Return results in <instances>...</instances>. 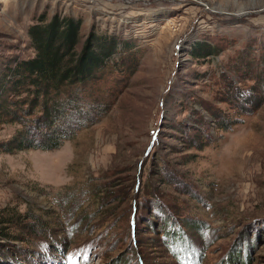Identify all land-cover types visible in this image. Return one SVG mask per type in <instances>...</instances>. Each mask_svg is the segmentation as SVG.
Wrapping results in <instances>:
<instances>
[{
    "label": "rangeland",
    "instance_id": "obj_1",
    "mask_svg": "<svg viewBox=\"0 0 264 264\" xmlns=\"http://www.w3.org/2000/svg\"><path fill=\"white\" fill-rule=\"evenodd\" d=\"M55 16L80 22L79 52L117 40L97 81L114 104L59 149L0 153V264H227L241 246L232 264H264V0H0V75ZM14 212L23 231L1 224Z\"/></svg>",
    "mask_w": 264,
    "mask_h": 264
},
{
    "label": "trees",
    "instance_id": "obj_2",
    "mask_svg": "<svg viewBox=\"0 0 264 264\" xmlns=\"http://www.w3.org/2000/svg\"><path fill=\"white\" fill-rule=\"evenodd\" d=\"M80 28L79 21L59 16L49 22L42 19L30 27L29 37L35 55L30 59L7 65L0 75V129L6 125L20 126L15 139L0 142V153L13 154L15 151L28 149H59L64 141L73 138L86 125L91 126L98 122L112 108L114 102L108 106L103 103L107 93L97 81L107 75L106 70L114 71L115 63L111 66V61L115 60L116 55L122 56L123 52H119L116 39L96 34H91L86 39L82 51L79 52L77 47ZM201 53L203 57L219 55L216 47L211 44L200 45L199 54ZM118 64L121 67V63ZM226 84L227 96H223V102L235 103L238 100L235 97L240 94L241 88L235 86L232 81ZM254 93L252 91L249 94ZM249 110L240 107L237 112L248 115V112L251 113ZM213 115L219 129H230L231 123L227 115L224 116L221 111H215ZM193 140L195 141V138ZM203 143L204 141L200 142V148ZM149 207L145 210L146 216L149 215ZM23 219L25 216L14 212L2 218L1 224H5L9 231L12 226H20L23 231L26 229L22 223ZM154 230L158 232L157 227H154ZM6 236L7 239H12L10 234ZM245 239L247 238L244 237L243 241ZM157 240H160L159 236ZM243 241H240L241 245ZM7 246L9 249L6 252L18 259L20 254H11L13 247L14 251L16 250V245ZM4 251V248H0V259ZM237 251V248L232 251L227 264L237 262L241 254L249 252L242 246L239 254ZM109 264L117 263L114 261Z\"/></svg>",
    "mask_w": 264,
    "mask_h": 264
}]
</instances>
